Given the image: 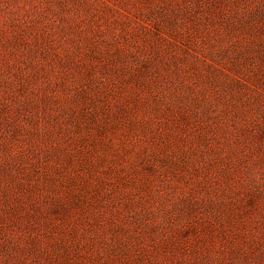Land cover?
Wrapping results in <instances>:
<instances>
[{
  "label": "rangeland",
  "instance_id": "1",
  "mask_svg": "<svg viewBox=\"0 0 264 264\" xmlns=\"http://www.w3.org/2000/svg\"><path fill=\"white\" fill-rule=\"evenodd\" d=\"M0 264H264V0H0Z\"/></svg>",
  "mask_w": 264,
  "mask_h": 264
}]
</instances>
